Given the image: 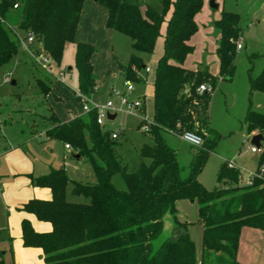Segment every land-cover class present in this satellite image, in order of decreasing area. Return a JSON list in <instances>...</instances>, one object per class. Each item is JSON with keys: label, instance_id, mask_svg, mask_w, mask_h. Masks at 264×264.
<instances>
[{"label": "trees", "instance_id": "1", "mask_svg": "<svg viewBox=\"0 0 264 264\" xmlns=\"http://www.w3.org/2000/svg\"><path fill=\"white\" fill-rule=\"evenodd\" d=\"M85 0H0V67L18 54L14 29L6 24L17 12L16 28L31 32L44 54L59 66L67 43L74 44L73 68L77 89L84 95L95 92L96 78L91 62L95 52L90 43L76 42L75 34ZM106 10V27L129 37L135 53L153 52L166 14L163 53L155 68L153 83V119L148 130L150 144L139 148L141 162L131 173L120 160L116 139L96 123V113L76 116L60 122L50 115L46 130L48 139L69 144L79 158L84 157L95 175V182L70 178L64 169H51L33 179L37 186L51 191L48 200L30 199L21 209L47 221L52 230L34 231L28 220L21 223L25 247H38L44 264H241L236 259L242 228L264 231V113L251 108V94L264 93V68L255 76L248 73L249 106L243 119L248 134H261L257 174L252 184H240V171L220 164L213 189L198 180L200 172L221 135L210 125L209 105L219 80L231 79L235 71V43L241 35L239 15L221 12L214 22L219 33L216 54L219 73L207 69L191 70L183 66L193 47L188 43L197 31L195 16L203 0H161L160 12L149 6L142 10L126 0H95ZM17 5L16 8H13ZM263 54L252 53L250 57ZM125 80L139 83L137 72L145 64L131 54L126 64H118ZM201 84L210 91L198 92ZM37 85L44 96L50 88L40 79ZM75 100L79 101L77 97ZM192 132L202 139L200 146L190 147L188 175L182 178L176 150L163 138V133L181 135ZM148 160V162H146ZM120 174L125 189H117L111 179ZM81 201L67 199V190ZM179 199L195 201L198 222L202 225L201 255L187 231V223L175 221L171 235L153 249L160 235L163 216L175 213ZM0 264H5L0 255Z\"/></svg>", "mask_w": 264, "mask_h": 264}, {"label": "rangeland", "instance_id": "2", "mask_svg": "<svg viewBox=\"0 0 264 264\" xmlns=\"http://www.w3.org/2000/svg\"><path fill=\"white\" fill-rule=\"evenodd\" d=\"M126 1L137 4L142 10L146 6L158 12L161 10V0ZM217 2L221 4V9L210 8L211 14H221L225 10L239 15L238 25L242 37L240 35L237 41H242L243 48L236 52L233 77L230 80H219L211 95V114L209 105L210 125L221 135V139L209 155L208 163H205L198 176L200 178L198 179L199 182L201 180L202 183H200L207 189L215 187L217 165L222 161L221 158L235 161L245 177L248 175V171H252V173L255 171V158L258 154L250 152V147L253 144H251V139H245L246 130L241 129V124H243L245 111L249 106L248 73L255 76L264 68V56L250 57L252 53H264V6H261L262 0H216L215 3L218 4ZM10 15L11 17L6 24L13 29L16 27L17 12L13 11ZM206 26L212 28L211 34L204 33L205 39L202 35H197L198 37H195V42L192 44L193 51L190 55L192 57L197 56V59L194 60L199 63L196 64L197 69H207L210 72L214 69L212 67L214 62L205 64L203 57L214 54V51H212L213 46L209 45L206 37H211L213 43L218 45L217 36L219 33L215 28L213 18L206 23ZM163 30L164 26L162 24V35L157 38V46L163 41ZM17 31L24 35L22 31ZM198 38H201V40L198 41ZM89 39H92V42L89 43L95 49L92 63L94 65V76L100 88L99 96L96 99L94 97L90 99L99 103H105L109 99L114 103L117 102L115 94L108 95L105 91L108 85L114 86L116 91H120L124 87L125 81L118 64H126L131 54H137L142 58L145 65L150 67L155 63L158 55V49L155 47L156 43L151 54L135 53L130 46L129 37L107 28H102V32L96 33ZM31 50L33 53L28 54L19 49L16 56L0 67V145L5 144L4 136L11 145L16 143L14 141L18 136L28 137L32 141L30 146L26 148L35 151L33 153L38 156L39 164L49 165L53 169H65V172L76 180L94 183L96 180L95 175L84 157L77 160L73 157L72 150L64 149L62 142L46 138V130L50 124L52 111L56 113L61 121H64L65 118L75 117L77 112H82L81 105L72 99L75 97V90L77 89L76 72L72 68L74 44H66L59 66L52 62V65L48 66L47 69L35 63V58L32 57V54L34 56L35 53L34 45H31ZM60 72L64 74L66 83L63 86L66 88L68 97H62V90L56 87L57 80L55 78L59 76ZM152 73H147L145 70L140 73V83L134 84L136 93L146 92L151 87ZM12 79L17 82L14 86H10ZM37 79H40L50 88L52 94L50 98L41 93L37 85ZM55 99L57 101H54ZM252 99L253 105H251V108L264 113V110L256 108L257 99ZM262 101L264 102V100ZM143 111L147 122H151L153 119L151 116L152 108L150 100L147 99L145 106L138 113H118L115 119L104 120L103 126H101L103 130L119 132L116 139V152L126 166L128 173L134 172L142 160L139 156V148L143 144L151 143L150 136L137 129L140 116L144 114ZM30 131L35 138L39 139H34ZM163 137L166 140L165 142L176 150L179 166H184L186 169L189 163L188 157L191 159V152L190 149L188 150L187 144L180 140V136L178 138L174 134L164 132ZM111 181L117 189H125L120 174H114ZM69 198L75 200L78 197ZM1 228L2 223L0 222V237L3 233ZM187 231L192 233V239L198 253L201 248V227L197 222H189L187 223ZM8 259L5 258L6 264L9 263Z\"/></svg>", "mask_w": 264, "mask_h": 264}, {"label": "crops", "instance_id": "3", "mask_svg": "<svg viewBox=\"0 0 264 264\" xmlns=\"http://www.w3.org/2000/svg\"><path fill=\"white\" fill-rule=\"evenodd\" d=\"M208 2H209L208 0H203V6L200 12L197 13L195 16V22L197 24V31L188 41V43L192 47H193L192 44L195 42V37L197 35L203 36L204 33L208 35L211 34L210 32L212 28L209 26H206V23L209 22L211 18H213V22H215L216 20L220 18V15H221L220 13H217V14L210 13V7L208 6ZM217 5H218L217 9H221V4L218 3ZM261 6H264V0H262ZM170 14H171V10L166 14L165 22L162 23L164 26L163 35L165 33L166 21L169 19ZM106 15L107 14H106L105 8L99 5L98 3H96L95 0H85L83 4L79 24H78L76 34H75V41L84 42V43L92 42V39H89V38H92L96 33L102 32V28H107L105 24ZM161 28H162V25H161ZM161 28H160V33H161ZM241 37H242V33H241ZM203 38L205 39L204 36ZM206 38H207L206 40L209 43V45L211 44L213 46L211 49L212 51H214V54L212 53L211 55H208V57L207 56L203 57V61L205 64H210L211 62H214V64L212 65L214 69H212L210 73L212 75L217 76L219 73V63H218V57L216 54L217 44L213 43V41L210 39L211 37L208 36ZM218 39H219V34L217 36V40ZM200 40L201 38H198V41ZM155 43H156L155 47L156 49H158V55H157V58L155 59V63H153L150 67L145 65L146 67L149 68V71H145V72L147 73L153 72L151 75V87L148 88L146 92L136 93L135 86H134V91L132 92V96L140 97L142 99L143 106H145L147 99L150 100L151 108H152V113H151L152 118H153V103H154L153 102V83H154V78H155V68H156L157 60L163 53V41H161V44H158V46H157V39ZM242 48H243V45H242ZM190 54L187 55L183 63V66L187 69L197 70L196 64H199V63L194 61L197 59V56L192 57ZM91 62H92V59H91ZM93 68H94V65H93ZM142 71L143 70L137 72L138 78ZM121 75L124 81H126L122 73ZM56 87L59 90H62V93H61L62 97H68L66 88L65 86H63V84H60L57 81ZM106 89L107 90L105 91V89L102 88V90H104L108 95L113 94L112 92L113 90H115L114 86L112 85H108ZM123 90H124V87L120 91H123ZM75 91H78V90L76 89ZM99 94H100V88L96 80L95 92L88 94L86 96L89 98L94 97L96 99V97H98ZM51 96L52 94L50 93L46 97L50 98ZM252 98L257 99L256 108L258 110H264V108H262L264 107V102L262 101L264 100V93H260L257 91L253 92L251 94V105H253ZM72 99L74 100V102L79 103V101L75 100V97H73ZM54 101H57V100L55 99ZM211 104H212V99L210 100V114H211ZM52 113L56 115L54 111H52ZM84 115L86 114H82V112H77L76 116H84ZM143 116H145V113L143 114ZM57 118L59 119L58 116ZM73 118L74 117H71L69 119L65 118L64 121H61V119H59V121L68 122ZM241 129L243 130L245 129L243 124H241ZM253 134L255 133L248 134L247 132H245V139L246 140L251 139V136ZM31 135L33 136L34 139L36 140L39 139V138H35V136L32 133ZM15 140L16 141L14 142L16 143L11 145L8 143L7 139L4 136L5 144L0 145V222L2 223L1 230L3 232L0 237V255L3 258L5 264H6L5 262L6 257L9 258L8 264H44L43 253L40 248L25 247L23 245L21 223L23 220H28L32 228L34 229V231L38 233L50 232L52 230V226L49 222L38 220L35 215L28 213L26 211H23L21 207L23 204L28 202L30 199L36 198V199H41V200H48L51 198L50 189L47 187H41V186L35 185L33 183V179L48 174L53 168L49 165L44 166V165L39 164L38 163L39 160L37 158L38 156H36L33 153L35 151H30L28 148H26L30 146L32 139H29L28 137H25V136L23 138L21 136H18ZM261 144H263V142ZM190 146L191 145L187 144L188 150L190 149ZM64 149H66L65 146H64ZM66 150H72L71 153L73 152L74 154L73 157L77 160L80 159L78 155L75 154L72 147L71 149H66ZM251 153L255 154V152H251ZM257 154L258 155L255 158V167H254L255 171L253 173L252 171H248L249 173H247L248 175L246 177L241 172V169L236 164V162L231 161L232 163H234L235 168L240 171V174H241L240 184H247L248 179L257 171L259 153ZM221 160L222 161L217 165V170L219 169V166L222 162L228 161L227 159H223V158H221ZM189 161L190 159L188 157V162ZM207 163L208 161L206 162V164ZM180 168H181L180 175L182 178H185L188 175V165L186 169L184 166L183 167L180 166ZM67 175L70 178L74 179L69 174ZM200 182L202 183L201 180ZM217 185L218 183L216 181L215 187ZM66 196H67V199L69 200H70L69 197L76 198V196L72 195L71 193V187H68ZM81 200H82L81 197H78L75 200L71 199V201H81ZM175 210L176 211L174 214H171L170 212H166L164 214L162 231L160 235L152 243V247L154 250L157 249L162 244V242L171 235L175 221H178L180 223L197 222L202 230V225L198 222V205L195 201H189L187 199H179L175 202ZM188 233H189L190 238L192 239L193 238L192 233L190 232ZM197 254H198V257H200L201 248ZM236 259L241 264H264V231L260 229H256V228H250V227L242 228L240 236H239V240H238Z\"/></svg>", "mask_w": 264, "mask_h": 264}, {"label": "built area", "instance_id": "4", "mask_svg": "<svg viewBox=\"0 0 264 264\" xmlns=\"http://www.w3.org/2000/svg\"><path fill=\"white\" fill-rule=\"evenodd\" d=\"M17 5H14L13 8H16ZM15 32V38L17 40L19 49H21L24 52H27L28 54L33 53L31 50V45L35 46V53L34 56L32 54L33 59L35 58V63L42 67V68H49L48 66L52 65V59L50 56L44 54L43 48L41 44L38 43L36 38L34 37V34L31 32L24 33V35H21L17 30L16 27L13 28ZM17 29V30H16ZM236 50H239L242 48V41H236L235 43ZM145 71H149L148 67H145ZM60 84H65V78L64 74L60 72L59 76L55 78ZM211 87L207 84H201L197 91L203 92V91H210ZM134 91V83L132 81H125L124 82V90L123 91H116L113 90V94L117 96V103L115 104L112 100H107L105 103H99L97 101L91 100L86 95L82 94L79 91H75V97L79 99V103L81 105V111L82 114H87L91 111H94L96 113V123L100 126H103L104 120H110L107 118V114H115V118L117 117L118 113H125V114H131V113H138L140 109L143 107V102L140 97H134L132 96V92ZM140 119H145L143 115L140 116ZM146 120V119H145ZM147 122V120H146ZM148 123H144L141 127L142 130L147 131L148 130ZM118 131H112L110 130V136L112 139L118 138ZM180 136V139L192 146H200L202 143V139L192 133V132H184ZM66 149H71V146L69 144L64 145ZM251 152L260 153V148H256L255 146L250 147ZM227 166L229 168H234V163L231 161H227ZM264 171V167L261 166L259 169V174ZM257 174V171L248 179L247 185L252 184L253 176Z\"/></svg>", "mask_w": 264, "mask_h": 264}, {"label": "water", "instance_id": "5", "mask_svg": "<svg viewBox=\"0 0 264 264\" xmlns=\"http://www.w3.org/2000/svg\"><path fill=\"white\" fill-rule=\"evenodd\" d=\"M208 6L210 8H213V9H217L218 8V5L215 3L214 0H209L208 2ZM16 85V80L15 79H12L10 81V86H14ZM115 117V114H107V118L110 119V120H113ZM262 136L261 134H253L251 136V144H253L256 148H260L261 147V143H262Z\"/></svg>", "mask_w": 264, "mask_h": 264}]
</instances>
